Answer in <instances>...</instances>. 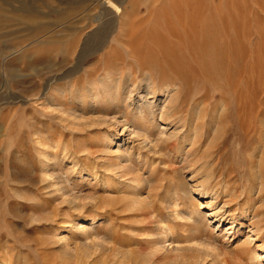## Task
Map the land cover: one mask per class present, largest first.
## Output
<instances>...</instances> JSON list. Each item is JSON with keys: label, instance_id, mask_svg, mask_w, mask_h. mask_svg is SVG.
I'll list each match as a JSON object with an SVG mask.
<instances>
[{"label": "rangeland", "instance_id": "374dc122", "mask_svg": "<svg viewBox=\"0 0 264 264\" xmlns=\"http://www.w3.org/2000/svg\"><path fill=\"white\" fill-rule=\"evenodd\" d=\"M112 1L123 8L126 18L138 15L139 21L154 15L166 23L169 15L180 13L178 11L182 9L192 13L190 16H198L199 21L192 34L194 48L184 55L181 67L169 70L175 77L181 68L192 69L193 72L191 76L173 77L167 81L156 74V79H153L158 85L156 93L144 92L146 81L128 82L120 88V83L129 78L121 77L119 72L131 75L128 67H123L115 75L106 73L103 57L108 52L107 48L110 51L120 46L121 33L128 29L125 16L113 18L116 7L104 8L105 0H0V246L15 244L16 248L11 251L14 253L12 264H90L89 260L94 262L97 255L102 257L103 264H155L145 261L143 253L132 252L135 262L110 249L114 243L106 237L109 217L105 213H97L95 223L88 217L85 222L78 219L67 227V224H55L60 222L59 216L31 208L38 204L61 208L66 205L63 200H71L72 197L63 190H56L61 188V184L52 175L59 168L77 181L89 180L97 184L98 190H103L105 187L95 176L101 174L104 141L118 136L116 144L110 148L113 151L136 152L143 142L153 148L157 140L166 139L173 130L165 120L164 110L169 109L171 97L181 93L190 106H203L210 102V112L215 110L218 113L224 100L231 102L228 121L224 118L226 122L218 121L228 129L223 144H219L220 139L213 145L215 150H209L207 141L198 153L204 151L201 156H207L213 150L216 151L215 156L220 148L222 156L215 175L218 174L216 177L219 176L217 179L222 180V184L218 187V198L213 194L195 192L193 211L178 207L180 227L172 236L169 235L158 255L176 253L175 248H184L202 251L206 256L202 264H264V207L260 209L264 204V197H261L264 192L260 193L261 181L252 182L254 177L249 170L251 157L257 160L261 157L262 152L257 148L259 140L262 139L260 144H264V0ZM188 2H192L194 7ZM100 13H105V19L100 23V30L92 33L97 29H92V22ZM173 17L177 18V15ZM174 26H179L178 22L175 21ZM165 27L162 26L160 31H147L138 26L135 38L146 35L154 45L160 39L158 35L170 36L171 32ZM183 36L184 43L190 41L184 31ZM128 57L127 64L136 63L137 59ZM151 57L157 58L155 55ZM171 60L169 57L166 62ZM206 63L217 68L205 73ZM150 68L157 69L152 64ZM96 69H100L98 73ZM140 75L143 79L152 80L149 70ZM183 84L189 85L182 88L180 85ZM72 85L75 86L73 94H70L73 101L90 102L84 112L71 110V113L66 108L68 104L73 105L71 99L65 103L66 91L69 93ZM86 85L91 89H86L89 88ZM111 91L120 93L123 101L128 103L126 118L106 114L102 98L103 94ZM149 109L154 112L156 120L146 127L143 123L150 120V115L145 110ZM239 111L243 114H237ZM143 113L146 115L141 118L139 115ZM201 116L199 114L198 118ZM204 126L201 133L207 131L206 135H210L211 126ZM90 130L109 131V135L102 145H97L96 141L86 139ZM145 132L149 134L145 135ZM82 143L87 145L91 155H85L88 152L84 151ZM82 151L84 155H80ZM57 160L61 164L58 165ZM239 160H244L242 166ZM84 165L87 171H83ZM31 175L41 180L38 183L41 188L50 185L44 192L50 191L51 195L47 194L40 203L25 204L23 208L17 202L20 200V195H17L24 185L21 180ZM193 176L199 175L188 174L187 178L194 186L196 177ZM236 178L247 179L240 189L244 195L239 199L235 192ZM250 190L254 192L250 193ZM259 197V215L254 217L253 208L248 213L246 210ZM82 202L94 203L91 199ZM203 216L213 231V245L209 249L189 232L193 222ZM257 220L262 222L258 223L260 227L252 224ZM59 226L61 228L57 230ZM91 228L100 229L95 239V235L87 238L85 233ZM166 230L169 232L168 227L160 230L161 237ZM4 234L10 239L3 238ZM95 243L103 245V248L100 247L86 261L80 253L86 249L94 251ZM239 247L244 252L241 253ZM255 251L263 255L256 257Z\"/></svg>", "mask_w": 264, "mask_h": 264}, {"label": "bare ground", "instance_id": "6f19581e", "mask_svg": "<svg viewBox=\"0 0 264 264\" xmlns=\"http://www.w3.org/2000/svg\"><path fill=\"white\" fill-rule=\"evenodd\" d=\"M188 3L189 6L194 7L192 2ZM103 5L104 8H109L111 6L113 9L116 7V13L113 14V18H123L125 16L123 13L124 10H122L123 8L120 9L121 7L119 8L112 0H105ZM103 5L101 4L102 8ZM178 12L180 13L175 14L177 15V18L173 17L175 15H169L166 23L161 21L160 17L154 15H151L146 19H140V21L139 18L137 20L138 15L128 18L125 16V19L128 23V29L125 31V33H121L123 35L121 36L122 40L120 42V46L117 45V48L115 47L112 49L113 51H109L107 48L108 52L106 51L107 53L103 56L107 65L105 72L108 71L111 72L112 75H115L118 73V71L123 70V67H128L131 75H125V71L119 72L121 77L129 78H126L127 81L120 83V88H124V85H127L128 82L146 81L147 84L144 86L146 90L144 92L153 91V93H156L155 90L158 85L156 84V80H153L156 79L154 78L156 74H159L162 79L165 78L166 81L167 79L170 80L175 77L170 74L169 70H175V68L181 67L183 63L182 61H184V55H188V52L190 53L192 48H194L192 34L198 20V16H190L192 13L188 14V12L184 11V9L179 10ZM104 14L105 13H100V15L95 17L93 20L92 29L94 27H97V29H93L92 33H97L100 30V23L105 19V17H103ZM175 21L178 22L179 26H174ZM164 25H166L167 27L165 28L171 32L170 36L168 37L163 34L158 35L160 36V39L154 45H151L149 37H146V35L135 38L138 26H143L147 31H160L161 27ZM214 26L215 25L212 27ZM183 31L189 36L188 38L190 41L187 43H184ZM176 43L178 45H176ZM110 47L111 46H109V48ZM127 55H129L131 58L137 59L136 63L130 62L127 64ZM154 55L157 56L156 59L155 57H153L154 59L151 57ZM169 57L172 59L171 62H166ZM151 64L156 66L157 69L152 70L150 68ZM216 68V65H213L212 63H206L204 65V72L210 73ZM99 70L100 69H96L95 72L98 73ZM147 70H149V78L153 81L147 80L146 77L143 79L142 75L139 76L141 72ZM192 72V69L181 68L177 71L175 78L182 77L184 75L191 76ZM69 85H71L70 82ZM188 85L189 84H183L180 86L183 88V86ZM74 87L75 86L73 85L69 87V93L66 91L65 103L71 99L70 101L73 104L71 106L68 104L66 108H69L70 111L73 110L75 113L79 111L84 112L83 110L88 107L90 102H82L80 100L73 101V97L71 98L70 94H73L75 90ZM87 87L89 88L86 89H91L90 86ZM102 102L105 103L106 107H104L106 109L104 110L107 115L116 114L119 118H126V114L128 112V103L123 101L120 93L114 91L106 92L103 94ZM223 102L224 104L221 103L222 105H219L221 109H219L218 113H216L215 110L210 112L208 110L211 109L210 102L204 103L203 106H200V104L195 106L192 104L190 106L187 99L184 98L181 93H176V95L172 96L170 99L171 104L169 109L164 110L165 114L163 113L166 116L165 120L169 121V123L167 121L166 122L173 126V130L166 139H163L162 141L157 140L155 142L153 147L155 149L148 147V143L143 142L142 147L139 150H136V152H134V150L122 151L119 149L113 151L110 148L116 144L115 141L118 136H116L114 139L104 141L108 137L109 131L90 130L91 132L88 133L86 138L87 140L96 141L98 143L97 145H102L104 141L102 151V156H104V159L102 158V170L100 175L97 174L95 176V179L99 180L98 183L105 188L103 190H98L97 184H94L89 180L86 182H83V180L77 181V178L70 177V175L66 174L65 170L59 168V170L57 172L55 171V174L52 175V177L57 178L59 180L58 182L61 184V188L56 190H63V193H66L68 197H72L71 200H63L62 203L66 202V205L64 207L61 206V208H59L58 205L44 207L38 204L37 207L31 208V210H37L40 213H46L48 215L53 214L57 217L59 216L61 220L60 222H55V224H67V227H70L75 220L81 219L84 221L88 217H90L95 223L97 222L95 215H97V213H105L109 217L106 237L114 243L113 247L111 246L110 249L123 255L124 257H127V259L137 262L135 258V260L133 259L132 252H138L143 253V258L146 259L145 261H153L155 264H202L205 260L204 257L206 256H204L202 251H195V249L186 250L184 248H175V251H177L176 253L168 252L167 254L164 253L163 255H158V253L161 251V249H164L161 246H163V244L168 241L169 235L172 236V234L176 233L178 227H180L177 219L179 218L178 215L180 216V214L177 213L178 207L180 208L182 206L186 209H192L195 199L193 193L198 192L199 194L204 195L213 194L215 198L219 197L218 187L221 186L222 180L217 179L219 176L216 177L218 174L215 175V168H217L219 165L221 152L220 148H218L217 154L214 156L213 154H215L216 151H213L215 150L213 149V145L220 139L221 141L219 144H223V139L225 140L226 134L228 133V129H225L227 127H225L223 123L225 120L228 121V115L232 110L231 102L229 100H224ZM65 103L63 105H65ZM145 112L149 113L148 115H150V120H145L143 124H146V127H150L156 120L154 112L150 109L145 110ZM71 113L73 112L71 111ZM199 114L202 115L200 119L198 118ZM237 114L242 115L243 111H239ZM145 115L146 113H143L139 116L144 118ZM221 119L223 120V123L219 124L218 121ZM204 125L211 126L210 135H206L207 131L201 133L200 130H203L205 127ZM145 133V135L149 134V132ZM207 141L208 149L213 150L209 152V155L201 156L204 151L200 152V154L198 153L202 150L201 148L204 147L203 145L207 143ZM261 142L262 139L259 140L257 146L259 151L262 152V154L260 153L261 157L259 160L253 156L251 157L250 164H252V167L250 166L251 168L249 170H252V176L254 177L252 182L254 184L255 182L261 181L260 186L262 192L260 193L262 194L264 192V144H260ZM83 146H85L84 151L86 149L88 152L85 155H91V151H88L89 149L87 145L83 144ZM149 152H151L152 155ZM82 153L83 151L80 155H82ZM136 154L138 156H136ZM141 155L142 157H140ZM199 155L201 157H199ZM55 158L57 159V156H55ZM57 163L59 165L61 164V161L57 160ZM239 163L242 166L244 160H239ZM82 169L83 171L88 170L87 166L85 165L82 167ZM188 174H195L197 176L199 175L198 177L193 176L196 177V179L193 180L196 182L194 186L192 183L190 185L191 181L187 178ZM81 178L83 177L81 176ZM244 180L247 179L236 178L237 186L235 192L237 199L244 195V193L240 191ZM40 182L41 180L39 178H36L32 175L21 180V183H24V185L21 187V189H19L20 194L18 193L17 195H20V200L17 202L21 205V207L25 208V204L31 205L32 203L36 202L40 203V201H42V199L45 198L47 194L51 195L49 194L51 193L50 191L44 192L45 189L50 188V185L41 188L38 185ZM252 192H254V190H250V193ZM261 197H264L263 194ZM261 197H259V199L257 198V200L251 204L252 206L247 208V213L253 208L252 212L254 213V217H258L259 211L257 207L259 206L257 204L259 201H261ZM88 199L93 200L94 203L89 205V203L82 202ZM260 207V209H262L264 204ZM194 213L191 212V214ZM197 214L198 212L196 215ZM205 217L206 216H203V218H199V220L193 222V227L189 232L199 239V241L201 240L202 244L206 245V247L209 249L211 245H213L211 241V234L213 231L211 230L210 224H208V222L205 220ZM67 218H69V221ZM261 221L259 220L258 222H254L252 224L255 226V224L262 223ZM167 227L169 228V232L166 230L164 233L165 235L161 234L163 236L161 237L160 230ZM257 227H260V225L258 224ZM60 228L61 227L59 226L57 230ZM99 231L100 229L94 230L91 228L85 233L88 235L87 238H91L95 235V239V237L98 236ZM146 233L148 234V238L145 237ZM2 237L8 240L10 239V236L6 234H4ZM160 239H162V241H160ZM158 243L161 244L157 246ZM95 245L96 248L94 251L86 249L80 253V256L83 258L86 257V261H88L89 258L95 254V251H98L100 247L103 248V245L99 243H95ZM15 248V244L9 245V243L4 246H0V264H5V262L12 264L14 253H11V251H13ZM211 249L216 250L215 248ZM239 251L241 253L244 252L242 247H239ZM8 254L11 256L10 259L6 258L9 256ZM255 254L256 257L263 255L258 254L256 251ZM95 257L96 259H93L94 262L92 260V262H90L89 260L90 264L104 263L101 256L99 257V255H97ZM86 263L88 264V262Z\"/></svg>", "mask_w": 264, "mask_h": 264}]
</instances>
